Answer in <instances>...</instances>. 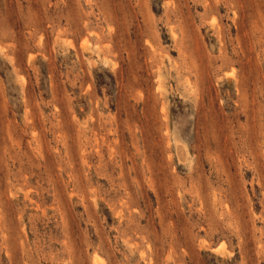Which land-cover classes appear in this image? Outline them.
<instances>
[{
    "label": "rangeland",
    "instance_id": "obj_1",
    "mask_svg": "<svg viewBox=\"0 0 264 264\" xmlns=\"http://www.w3.org/2000/svg\"><path fill=\"white\" fill-rule=\"evenodd\" d=\"M0 264H264V0H0Z\"/></svg>",
    "mask_w": 264,
    "mask_h": 264
}]
</instances>
